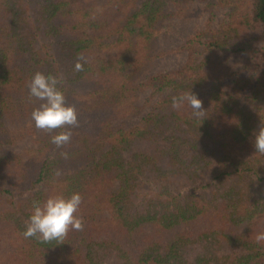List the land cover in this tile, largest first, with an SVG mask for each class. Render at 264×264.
Listing matches in <instances>:
<instances>
[{"label":"trees","instance_id":"16d2710c","mask_svg":"<svg viewBox=\"0 0 264 264\" xmlns=\"http://www.w3.org/2000/svg\"><path fill=\"white\" fill-rule=\"evenodd\" d=\"M190 1L0 0V170L5 182L0 190V264H107L114 258L113 264H264V241L255 239L264 232V154L256 153L252 144L264 123V0H217L228 19L202 42L204 55H194L198 35L190 37L183 48L191 51L182 68L154 76L161 96L152 110L129 128L115 125L142 108L137 103L142 86L133 80L166 16L165 7L170 2V15L184 20L190 17L185 7ZM255 30L261 42L252 48L257 69L228 72L226 61L215 53L227 45L243 51ZM61 35L67 38L60 43ZM39 37L55 39L44 49L49 54L59 47L68 53L66 61L44 57L27 45L26 38L32 43ZM236 37L249 39L230 48ZM67 59L74 65L79 61L82 69H65ZM59 66L64 69L61 77ZM36 72L58 75L66 103L78 113L79 124L70 128L71 140L61 148L50 137L63 129L39 130L31 119L40 103L29 97L28 84ZM195 83L211 86V96L201 97L202 105L208 102L214 111L209 117L190 118L186 102L173 107V96L162 94L166 90L179 97L192 91L198 96L200 88H189ZM246 85L254 88L248 95L250 107L230 104ZM25 117L31 124L17 128ZM169 129L184 141L182 146L164 135ZM34 130L43 132L38 147L20 153L2 149ZM216 144L215 151L207 148ZM243 151L252 157L242 158ZM61 159H84L86 165L59 176L54 167ZM170 164L182 174L188 170L189 180L207 167L214 186L230 184L211 198L184 199L165 183L153 192V181L140 179ZM25 190L22 202L28 218L34 201L79 192L81 230H69L62 241L25 238L26 225L18 222V207L10 200ZM157 200L166 201L165 208ZM226 224L234 226L228 237L240 250L213 255L205 236L214 229L224 234ZM189 242H196L197 250L189 251ZM72 246L74 257L67 260L65 252Z\"/></svg>","mask_w":264,"mask_h":264},{"label":"rangeland","instance_id":"374dc122","mask_svg":"<svg viewBox=\"0 0 264 264\" xmlns=\"http://www.w3.org/2000/svg\"><path fill=\"white\" fill-rule=\"evenodd\" d=\"M170 1V0H169ZM217 0H193L192 2H187L185 7L187 8V11L190 15L188 19L180 20L176 16L170 15L169 12H171L174 8L173 5L169 2V4L165 7L166 9V16L161 19V21L158 23L157 28L154 30V41L152 42L151 48H148V51L144 55V59L142 60V64L137 72V75L134 78L135 84L141 85L142 87H139L138 90V96H137V103L142 106L141 109L137 110V114H133L128 116L127 118L123 120H117L115 122L116 127L121 128H129L133 126L135 123L140 121L143 117H145L151 110L152 106L155 102H157L160 99L161 94L157 91V87L159 86V83L157 79L154 78V76H158L160 74H164L169 71H175L178 69H181L183 64L186 62L191 49L190 48H183L185 43H188L190 37L198 35V39H195L193 42V52L194 55L198 58L202 57L205 53L204 45L202 42L206 39L209 40L213 35H215L214 30L221 29V26H223V22H226L228 19L227 16V9L221 8L220 6H217ZM168 15V16H167ZM258 35L257 31H253L251 33V40L248 43V47L244 49L243 51H233L232 49L228 48V45L224 49H219L215 53V57L218 56L219 59H222L226 61L227 71L233 72V71H240L242 68L248 66L250 69H257V62L258 58L253 52L252 48H259L261 46V42L257 40L255 37ZM58 38L57 40L61 43L63 42L67 36H63ZM223 36V34L219 35ZM224 37V36H223ZM28 38V37H27ZM26 42L27 45L32 48L35 52H39L41 54H44V57H48L49 59L54 60H62L63 62L66 61V58L68 56V53L66 54L62 50L60 51V48L58 47V50H52L51 53H47V51L44 49V45L50 46L52 42L55 41V39L50 38L46 41L42 40V37L36 38L35 40H32V43H30L29 40ZM199 39L201 41H199ZM249 38L246 37L245 39H240L238 37L234 38V40H231L229 43L230 48L234 47V44H243L245 41H247ZM41 48L43 50H41ZM190 50V51H189ZM252 51V52H251ZM63 52V53H62ZM62 62V63H63ZM66 63H69L65 65ZM64 63L63 67L69 66V68H72L74 65V62L69 61L67 59V62ZM68 68V69H69ZM64 69L59 66L58 73L61 77V72ZM188 77V76H187ZM186 78V77H185ZM242 78V77H241ZM241 81V79L239 78ZM238 81V83L240 82ZM188 82V81H187ZM143 84V85H142ZM263 84V83H262ZM248 87V88H247ZM264 86H261L263 88ZM189 88L196 90L197 88H200L201 92L199 93V97L205 98L207 100L211 95V86L201 85V84H191ZM242 92H238V95L236 98H234V101L230 104H237L239 106H245L247 105L250 107L251 102L250 98H248V95L253 91L254 88L252 86L246 85V87H243ZM262 91V89H260ZM169 92V91H168ZM166 90L162 93L164 96H173L175 97V94L168 93ZM172 98V97H171ZM149 101V105H146V101ZM145 105V106H144ZM211 106L208 102L206 104L202 105L203 111L200 113V115H194L192 109L190 108L188 112V115L190 116H204L209 117L212 114H214V111L210 109ZM209 110V112L207 111ZM31 124V119L29 117H25L24 121L19 120L17 123V128H25ZM173 124V123H171ZM171 128V127H168ZM173 129L167 130L164 135L170 136V138L175 137L176 143H180V145H183V140L179 139L178 135L175 133V131H172ZM183 132V130L181 129ZM43 132L42 131H31V132H23L22 133V139L18 140L14 145L7 146L6 144L2 145V149L9 150L10 152H16L20 153L23 152V150L29 148L33 149L38 147L39 140L41 139V136ZM169 138V137H168ZM172 140V139H171ZM192 140V139H190ZM188 140V141H190ZM210 141L206 142L209 143ZM209 146V145H208ZM210 151H215L218 148V144L216 146L209 148ZM200 148H205V146H200ZM206 149V148H205ZM214 149V150H213ZM55 151L56 148L54 149ZM53 155L55 154L54 152ZM242 158H249L252 157V153L249 152H242ZM191 158V156H190ZM190 160V159H189ZM86 165V162L84 159H77L73 161L72 159H61L60 162L55 164V172L59 173L57 175H68L74 172L79 171L81 168H83ZM185 168V167H184ZM194 170V169H193ZM192 170V171H193ZM188 170L184 169V173L179 169H175L173 167V164L169 165V168L166 167V169L163 170H150L148 173L143 174L140 176V179L143 180L145 183L147 181L152 180L153 181V189H151L153 192L158 191L160 188V183L167 184L168 191H175L176 193H179V197L184 198L193 196V197H213L215 194H218V189L220 192H222L223 189H226L228 184H224L220 186L219 188L217 186H214V180L211 179L212 172L211 169L205 167L202 171H199L197 176H194L191 180H189L188 177ZM187 173V174H186ZM3 170H0V190L4 187L5 182L2 180ZM193 175V174H191ZM160 179V180H159ZM159 180V181H158ZM247 185V184H246ZM255 188L260 189L261 187L256 182L253 184ZM27 190L25 192L19 193L16 192L13 196H10V200H12L16 206L18 207V219L19 223L26 225L28 222V215L26 216L24 214V205L26 201L22 202V200L27 196ZM23 194V195H21ZM217 197V196H216ZM153 197L151 195L152 201ZM164 200V199H163ZM161 200L155 201L157 205L160 207L165 208L166 201H163L159 203ZM168 206V205H167ZM16 207V208H17ZM163 208V209H164ZM168 211V208H167ZM166 211V213H167ZM139 211H137V214ZM240 214V213H239ZM230 224H226V227L229 228L225 233L223 234L220 230H214L208 233L206 235V248L209 249L208 252L215 255L218 254L220 256L225 255L228 252L232 251V248H235V251H239L240 248L237 244V242L233 241L231 230L235 229L234 226L231 227L228 226ZM236 230H240V228H236ZM230 234V236H229ZM229 236V237H228ZM200 240L196 241L199 242ZM196 242H189L188 243V249L189 251H195L197 250L195 243ZM136 249L134 246L131 249ZM128 247H123V250H127ZM74 250V246L69 247L68 250L65 252V255L67 256V260H71L72 251ZM217 255V256H218ZM115 258L107 264H113Z\"/></svg>","mask_w":264,"mask_h":264},{"label":"clouds","instance_id":"9594fccd","mask_svg":"<svg viewBox=\"0 0 264 264\" xmlns=\"http://www.w3.org/2000/svg\"><path fill=\"white\" fill-rule=\"evenodd\" d=\"M74 67L76 71H80L82 64L78 61ZM61 83L58 75L36 72L28 84L29 97L40 101L39 106L31 113L35 128L48 132L63 129L50 137L51 143L57 148L70 142V128L79 124L78 113L74 106L66 103ZM185 102L193 109L195 115L198 116L203 111L202 100L192 91L172 98L173 107ZM252 144L256 153L264 154V123L254 132ZM81 202L79 192H74L68 197L49 196L43 202L34 201L23 236L35 237L43 243H48L54 240L62 241L69 230H81L82 221L76 215ZM255 239L257 243L264 241V232L258 233Z\"/></svg>","mask_w":264,"mask_h":264}]
</instances>
